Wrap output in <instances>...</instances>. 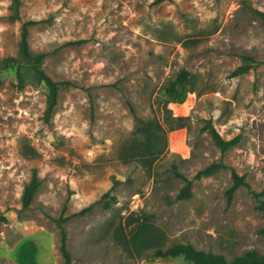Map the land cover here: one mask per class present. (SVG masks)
<instances>
[{
    "label": "rangeland",
    "instance_id": "1",
    "mask_svg": "<svg viewBox=\"0 0 264 264\" xmlns=\"http://www.w3.org/2000/svg\"><path fill=\"white\" fill-rule=\"evenodd\" d=\"M264 0H0V64L19 57L22 25L33 54L61 87L49 122L47 87L28 68L0 71V263L64 264L59 219L72 264H193L128 253L114 230L145 215L167 234V246L190 243L232 260L264 255ZM239 69H246L233 77ZM191 82L167 88L180 71ZM165 129L166 148L149 167L125 161L134 114ZM225 140L222 152L204 127ZM212 163L225 168L194 180L193 197L174 201L184 181ZM245 177L231 207L232 172ZM36 171L41 185L29 209L22 195ZM114 187L116 198L105 209Z\"/></svg>",
    "mask_w": 264,
    "mask_h": 264
},
{
    "label": "trees",
    "instance_id": "2",
    "mask_svg": "<svg viewBox=\"0 0 264 264\" xmlns=\"http://www.w3.org/2000/svg\"><path fill=\"white\" fill-rule=\"evenodd\" d=\"M166 0H156L157 3ZM250 11L264 21V12L254 8ZM40 21L29 20L23 23L21 31V40L19 45L18 58H6L0 64V71L6 70L11 66H16L18 75H21V69L28 68L33 72L34 79L43 83L48 89L47 106L44 114V119L49 122L54 114L55 108L58 104L59 92L61 87H68L71 85L69 81H56L49 76L42 68L45 53L33 54L30 49L29 36L30 27L39 24ZM246 69L236 70L232 75L236 77ZM191 82V75L188 71L182 70L176 78L170 82L167 92L171 95H177L178 92L188 86ZM131 110L134 114L135 120V134L134 137L128 142L121 150L120 157L125 161L143 160L145 164L151 167L158 157L163 153L166 148V138L164 127L155 121H145L135 114L133 107ZM204 130L208 131L211 135L215 145L222 151L226 152L230 148L237 145L240 138L235 137L231 140H225L219 132L215 129L209 121ZM226 166L220 163H212L209 166L198 171L194 179H188L177 170V166H173V174L184 181L183 188L176 195L174 201H186L193 197L194 180L210 177L218 170ZM233 184L226 191L227 206L231 207L233 199L237 190L242 186H249L245 181L244 176H240L234 170L232 172ZM41 185L40 180L36 174L33 173L30 183L25 187L22 195V206L24 210L30 208L33 199ZM114 187L108 190L100 199L99 202L106 197H111L109 201L104 202V208L109 209L116 198L111 195ZM66 201L63 208V216L59 219L58 224L60 227V252L64 259V264H72V256L68 247L67 231L64 223L68 222L73 217H79L87 214L94 205H91L79 212L64 216L67 212ZM259 208L264 212V201H261ZM260 234L264 235V227L260 230ZM114 239L124 251L128 253H136L137 255L149 254L152 258L166 259L182 257L184 260L193 264H264V255L257 250L246 251L243 255L237 256L232 260H228L225 256L199 250L190 243H179L167 246L168 237L166 232L158 226L149 215H145V221L138 222L137 217L133 214L125 221L121 222L114 230ZM1 264V263H0Z\"/></svg>",
    "mask_w": 264,
    "mask_h": 264
}]
</instances>
